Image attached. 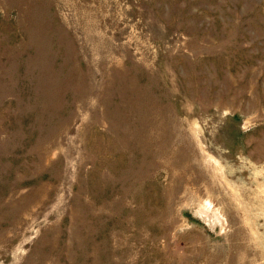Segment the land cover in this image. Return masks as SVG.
Instances as JSON below:
<instances>
[{"label":"rangeland","instance_id":"374dc122","mask_svg":"<svg viewBox=\"0 0 264 264\" xmlns=\"http://www.w3.org/2000/svg\"><path fill=\"white\" fill-rule=\"evenodd\" d=\"M0 264H264V0H0Z\"/></svg>","mask_w":264,"mask_h":264}]
</instances>
